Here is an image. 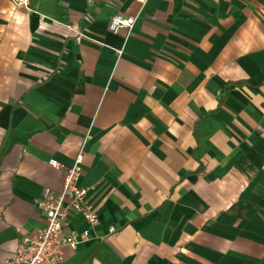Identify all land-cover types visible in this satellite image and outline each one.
<instances>
[{"label":"crops","instance_id":"1","mask_svg":"<svg viewBox=\"0 0 264 264\" xmlns=\"http://www.w3.org/2000/svg\"><path fill=\"white\" fill-rule=\"evenodd\" d=\"M31 9L0 0V264L62 190L48 161L70 166L85 137L97 223L67 218L85 240L60 264H264V0Z\"/></svg>","mask_w":264,"mask_h":264},{"label":"built area","instance_id":"2","mask_svg":"<svg viewBox=\"0 0 264 264\" xmlns=\"http://www.w3.org/2000/svg\"><path fill=\"white\" fill-rule=\"evenodd\" d=\"M10 1L16 9L32 11L33 0ZM137 1L144 6L147 0ZM134 24V18L117 13L110 18L107 31L126 38L131 34ZM80 41L81 33L77 32L76 43ZM118 55H121V51ZM87 138L83 140L70 166L66 167L55 159L48 161L54 169L64 171L62 190L59 193L44 190L35 201V205L44 214V226L35 232L21 235L14 253L4 264H60L64 248L73 250L80 241L85 240L84 236L66 229L67 218L81 215L89 225L97 223V214L86 200L87 189L78 185L82 172L83 146Z\"/></svg>","mask_w":264,"mask_h":264}]
</instances>
